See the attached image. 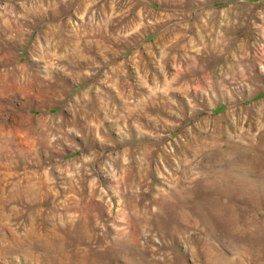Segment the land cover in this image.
Instances as JSON below:
<instances>
[{"label": "rangeland", "instance_id": "obj_1", "mask_svg": "<svg viewBox=\"0 0 264 264\" xmlns=\"http://www.w3.org/2000/svg\"><path fill=\"white\" fill-rule=\"evenodd\" d=\"M0 264H264V0H0Z\"/></svg>", "mask_w": 264, "mask_h": 264}]
</instances>
